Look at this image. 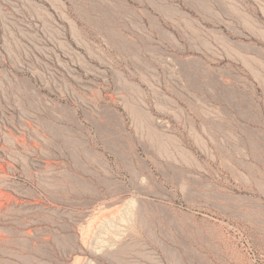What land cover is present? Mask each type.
<instances>
[{"label":"rangeland","instance_id":"obj_1","mask_svg":"<svg viewBox=\"0 0 264 264\" xmlns=\"http://www.w3.org/2000/svg\"><path fill=\"white\" fill-rule=\"evenodd\" d=\"M0 264H264V0H0Z\"/></svg>","mask_w":264,"mask_h":264}]
</instances>
